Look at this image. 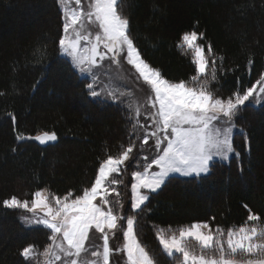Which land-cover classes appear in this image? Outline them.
<instances>
[{
    "label": "trees",
    "instance_id": "1",
    "mask_svg": "<svg viewBox=\"0 0 264 264\" xmlns=\"http://www.w3.org/2000/svg\"><path fill=\"white\" fill-rule=\"evenodd\" d=\"M117 10L129 20L142 57L170 81L191 83L198 75L194 50L182 39L192 31L203 34L198 43L209 57L201 79H210L216 59L217 78L209 87L221 98L242 94L264 74V0H122ZM63 24L57 0H0V264H31L22 249H43L51 237L46 227L26 226L23 209L5 208L4 199L15 195L31 203L37 190L81 195L108 155L134 143L127 105L91 97L88 80L61 56ZM235 123L241 131L229 162L214 163L200 177L171 176L141 209H131L134 162L111 177L120 181L109 195L113 210L136 217L137 238L154 264L181 259L163 250L159 231L170 236L204 222L225 233L246 224L264 229V101L243 106ZM44 132H55L57 140L17 139ZM250 214L260 219L250 221ZM122 223L126 228V219ZM189 244L200 252L195 241Z\"/></svg>",
    "mask_w": 264,
    "mask_h": 264
},
{
    "label": "snow or ice",
    "instance_id": "2",
    "mask_svg": "<svg viewBox=\"0 0 264 264\" xmlns=\"http://www.w3.org/2000/svg\"><path fill=\"white\" fill-rule=\"evenodd\" d=\"M121 2L122 0H91L87 11L78 7L70 14L66 12L64 34L59 39V45L62 52L71 56L81 73H93L94 67L100 61L119 63L126 59L134 67L138 78L150 86L153 93L148 102L155 111L150 109L144 124L140 125L143 129L141 148L148 145L152 138L154 144L149 147L153 149V154L151 157L144 156L141 162L137 159L139 152L133 155L135 145L129 144L118 156L108 155L99 165L98 174L91 187L85 188L81 195H75L74 198L72 192L60 197L49 196L46 190H37L33 193L31 204L15 195L2 201L5 208L25 209L34 214L39 210L43 213L35 223L43 224L53 233L50 237L52 244L44 250L43 255L51 254L57 261L61 260L59 253L65 258L71 257L65 259L64 264H81V254L89 250L86 241L91 240L90 231L100 233L103 239L102 252L92 251L91 256L98 259L92 260L90 264H109L113 251L109 247L110 234L119 238L118 229L123 231L124 243L123 248L116 251L126 253L128 264H154L153 257L137 238L136 217H125L114 212L109 195L110 192H116V189L110 185L120 181H108V178L113 173H119L121 166L130 157L142 168V171L131 174L134 180L131 184V209L137 210L149 200L150 193L156 192L171 179V174L200 176L208 173L215 157L227 158L233 151L229 137L231 127L222 126L229 125L239 108L258 95V86L259 94H264V74H261L242 94L234 93V98L230 96L225 99L216 95L209 87L211 81L217 78L216 59L211 58L210 79H201L208 71L209 57L205 56L203 46L196 44L199 36L203 35L201 33L198 36L196 31L184 33L182 39L189 49H194L195 71L199 75L192 76L191 83L166 79L160 70L145 61L134 45L129 35V20L117 10ZM75 3L80 6L81 0H75ZM85 18L89 21L94 18V22L98 23L99 31L94 38L81 32ZM77 25L80 26L79 29ZM81 41L86 42L83 47ZM125 51L126 56H122ZM208 53L211 56L210 44ZM92 80L86 87L91 97H99L101 93L95 90L97 77L93 75ZM108 95L113 100L118 99L114 93L109 92ZM136 114L140 115L139 109ZM33 138L47 143L56 141L57 135L55 132H44L35 137H17L18 140ZM154 167L158 171H154ZM125 219L126 228L122 223ZM248 219L257 221L260 217L250 214ZM157 239L168 255H182L181 264H264V229L258 230L257 227L240 226L235 230L229 228L225 233L220 226L213 230L207 222L193 223L186 229L181 228L178 235L173 233L166 236L159 231ZM190 241L199 245V254L191 249ZM34 247L32 244L24 247L21 256L25 260L30 259L35 255Z\"/></svg>",
    "mask_w": 264,
    "mask_h": 264
},
{
    "label": "rangeland",
    "instance_id": "3",
    "mask_svg": "<svg viewBox=\"0 0 264 264\" xmlns=\"http://www.w3.org/2000/svg\"><path fill=\"white\" fill-rule=\"evenodd\" d=\"M59 3V6L61 8L62 14H63V21L65 23V13L68 12L69 14L71 13L72 10L77 9L78 7H82L85 11L88 10V4L91 2V0H81L80 6H77L75 3V0H57ZM77 28L79 29L80 26L77 25ZM99 31V26L98 23L94 22V18L92 21H89L87 18L84 20V27L81 29L82 34L88 35L90 34L92 38L95 37L96 32ZM64 34V33H63ZM85 41H81V46L83 47ZM183 44L185 47H188L184 42ZM196 44L198 43V40L196 41ZM194 50V49H193ZM60 54L64 58H66L74 67V69L78 72V74L87 79L89 83H92V76L95 75L97 77L96 83H95V90L97 92H100L101 95L99 98L103 101H109V102H116V103H123L127 105V107L130 109L132 113V117L134 120V129H133V134H134V147H133V155H135L137 152H139V156L137 159L141 160L144 156H149L153 154V149L149 147L150 145L154 144V139L150 138L148 145H144L143 148H141V145L143 144V129L140 127L141 124H144L145 122V117L148 113V111L151 109V105L148 102V98L153 95L150 86H148L142 79L138 78V73L135 71L134 67L132 65H129L126 61V59L120 60L119 63H110L108 61H100L96 67L93 69V73H81L79 69L74 65L72 58L70 55L64 53L61 51L60 48ZM205 54V53H204ZM122 56H126V51L121 54ZM199 75V74H198ZM103 89V91H102ZM114 93L118 99L113 100L108 93ZM257 93L258 95L252 97L245 103L246 104H251L254 106H260L263 101H264V94H259V86L257 87ZM244 105V106H245ZM241 106L239 110L242 108ZM137 109L140 111V115L137 116ZM152 111H155L154 109H151ZM238 110V111H239ZM238 113V112H237ZM237 116V114H236ZM235 116V117H236ZM235 117L233 120L230 122L229 125H220L217 124V126H222V127H231V132L229 133V137L231 140L232 144V149L233 151L229 153L227 158H220V157H215L214 161L210 164L213 165L214 163H227L230 161V159L234 155V147H233V139L236 133L240 132L241 129L236 125L235 123ZM137 120H139V124H137ZM151 128L149 127V131ZM134 162L136 169L134 171H142V168L136 164V162L130 157L129 161H126L124 165L121 166V169L125 168L128 164H131ZM154 171H158L155 167L153 168ZM133 171V172H134ZM210 172V171H209ZM208 172V173H209ZM119 173H122L120 171ZM206 174H201L200 176L207 175ZM117 173H113L110 175L108 178V181H110L111 177ZM171 176H176V177H181V178H193V177H200V176H195L194 174L192 176H185L179 173H173ZM108 181H106V185L108 184ZM134 182V180H133ZM116 185H110V187H115ZM159 190V189H158ZM157 190V191H158ZM142 191H147V190H142ZM132 192V191H131ZM114 192H110V195L113 194ZM48 195V193L46 192ZM150 196V194H149ZM31 204V203H29ZM22 220L23 223L28 226V227H38V226H43V224H38L35 223V221L43 216V213L39 212L37 210V213L34 214L32 212H29L25 209H23V214H22ZM246 227H255L254 225H249L246 224L244 225ZM239 228V227H238ZM49 229V228H48ZM186 229V228H185ZM232 229H237V228H232ZM258 229V228H257ZM51 232V236L53 235L52 230L49 229ZM259 230V229H258ZM207 231V229H205ZM177 234V233H176ZM178 235V234H177ZM117 238L116 236H112L110 234V239H109V247L113 249L112 253L110 254L109 258V264H113V261L116 263L118 260H122L123 264H128L127 262V257L126 253L123 251H116V249H122L123 248V236H120L117 231ZM90 237L91 240L86 241V247L89 249L88 252L82 253L80 257L81 264H90L92 260H97L98 258L92 257L91 252L92 251H101L102 252V245H103V239L102 235L98 232L90 231ZM260 242V241H256ZM190 243V242H189ZM52 244V240L50 239V242L45 246L43 249H37L34 247V253L28 261L31 264H49V261H51V264H64L65 259H71L65 258L62 253H59L61 255V260L57 261L54 259V257L49 254V255H43L44 250ZM66 247V243H65ZM199 247V245H198ZM54 251H58L56 249H53ZM200 250V249H198ZM178 254L181 256V259L174 264H181L182 261V255L179 253H174ZM173 254V255H174ZM196 254H199L196 253ZM171 255V256H173ZM170 256V255H169ZM239 258V257H238Z\"/></svg>",
    "mask_w": 264,
    "mask_h": 264
}]
</instances>
